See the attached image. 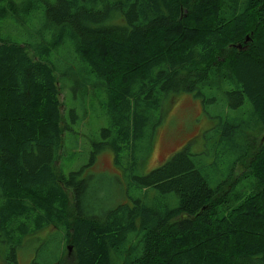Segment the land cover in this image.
Listing matches in <instances>:
<instances>
[{"label":"trees","instance_id":"16d2710c","mask_svg":"<svg viewBox=\"0 0 264 264\" xmlns=\"http://www.w3.org/2000/svg\"><path fill=\"white\" fill-rule=\"evenodd\" d=\"M61 60L85 68L98 96L99 135L126 189L113 205L94 195V175L55 168ZM180 93H192L204 111L222 110L201 133L204 143L211 134L204 151L212 158L193 161L186 145L143 174L162 104ZM257 129L264 130V0H0L6 264H17L25 238L46 227L70 248L71 264H264V142L251 164L254 191L236 189L241 177L233 178ZM46 240L38 251L50 249Z\"/></svg>","mask_w":264,"mask_h":264},{"label":"rangeland","instance_id":"374dc122","mask_svg":"<svg viewBox=\"0 0 264 264\" xmlns=\"http://www.w3.org/2000/svg\"><path fill=\"white\" fill-rule=\"evenodd\" d=\"M58 68L60 72L56 74V86L63 126L60 157L55 168L57 172L65 173L81 168L85 176L94 175L98 180L94 183V195L104 199L106 204L113 205L124 199L122 192L126 189L121 186L123 175L114 166L111 149L103 143L104 140L99 135L105 122L98 96L87 83L85 68L76 62L66 64L62 60L58 63ZM200 104V100L192 93H180L164 100L162 121L157 127L152 149L144 158L141 169L143 174L186 145H189L188 152L193 161L200 160L201 164L210 161L212 157L206 151H211V134L208 136V143H204L201 133L217 124L214 117L222 110L220 106L209 104L204 111ZM69 111L74 113L73 120L69 117ZM64 122L68 124L67 130L64 129ZM247 139L250 141V150L246 158L237 164L233 178L235 180L241 177L236 189L242 187L246 193H250L255 189L251 164L260 144L264 142V130L249 131ZM95 146L98 147V152L89 164L90 152ZM203 172L208 173L210 182H216L217 174L213 167H208ZM243 173L246 179L242 178ZM230 187L228 185L222 188L218 200L226 198L225 191ZM69 198L71 199L70 195ZM53 232V227H46L34 236L26 237L24 244L17 249V264H33L34 259L37 264H46L55 253H58V258L52 264H71L72 251L63 243L56 242L54 237H50ZM46 239L47 244H52L50 249L38 251V245ZM58 241H61V237ZM0 264H6L1 254Z\"/></svg>","mask_w":264,"mask_h":264},{"label":"water","instance_id":"95a60500","mask_svg":"<svg viewBox=\"0 0 264 264\" xmlns=\"http://www.w3.org/2000/svg\"><path fill=\"white\" fill-rule=\"evenodd\" d=\"M68 249H70V248L68 247Z\"/></svg>","mask_w":264,"mask_h":264}]
</instances>
